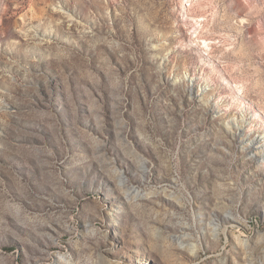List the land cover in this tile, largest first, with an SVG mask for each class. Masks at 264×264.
Masks as SVG:
<instances>
[{"label": "rangeland", "instance_id": "374dc122", "mask_svg": "<svg viewBox=\"0 0 264 264\" xmlns=\"http://www.w3.org/2000/svg\"><path fill=\"white\" fill-rule=\"evenodd\" d=\"M262 134L264 0H0V264H264Z\"/></svg>", "mask_w": 264, "mask_h": 264}, {"label": "bare ground", "instance_id": "6f19581e", "mask_svg": "<svg viewBox=\"0 0 264 264\" xmlns=\"http://www.w3.org/2000/svg\"><path fill=\"white\" fill-rule=\"evenodd\" d=\"M186 78V77H185ZM188 80V84L190 85V87L192 86V84L194 83V79L192 77H187ZM192 88V87H191ZM205 86L200 87V91L201 92H205ZM243 116V114H242ZM243 119V117L241 118ZM234 125H236V127L240 128V126L238 125V123H233ZM225 125L227 127L228 131H231L232 128H234L232 126V124H230V122L228 120H226ZM264 135H257L256 137H254L253 140H249V144L251 145L252 148V155L253 156H260V159L264 160ZM248 142V141H247Z\"/></svg>", "mask_w": 264, "mask_h": 264}]
</instances>
